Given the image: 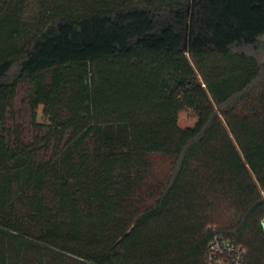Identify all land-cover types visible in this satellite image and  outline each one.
<instances>
[{
  "label": "trees",
  "instance_id": "obj_1",
  "mask_svg": "<svg viewBox=\"0 0 264 264\" xmlns=\"http://www.w3.org/2000/svg\"><path fill=\"white\" fill-rule=\"evenodd\" d=\"M263 35L264 0H0V264H264Z\"/></svg>",
  "mask_w": 264,
  "mask_h": 264
},
{
  "label": "built area",
  "instance_id": "obj_2",
  "mask_svg": "<svg viewBox=\"0 0 264 264\" xmlns=\"http://www.w3.org/2000/svg\"><path fill=\"white\" fill-rule=\"evenodd\" d=\"M246 248L226 235L214 232L206 253L208 264H245Z\"/></svg>",
  "mask_w": 264,
  "mask_h": 264
},
{
  "label": "rangeland",
  "instance_id": "obj_3",
  "mask_svg": "<svg viewBox=\"0 0 264 264\" xmlns=\"http://www.w3.org/2000/svg\"><path fill=\"white\" fill-rule=\"evenodd\" d=\"M33 13H35L34 9H30L28 15H32ZM253 52H255L259 58V60L261 61V63L264 64V35L260 38V45L257 49H253ZM16 108L18 109L19 112V121L21 123H24L25 125L28 124V122L30 121V115L29 112L26 111V108L24 105L21 104V102L18 100L17 104H16ZM197 122V116L196 114L191 110V109H184L183 111L180 112L179 115V125L181 127H192L196 124ZM155 169L158 171H166L168 169V162L165 161L163 158L161 157H156L155 158ZM19 236V235H18ZM12 238H4V239H0V246H4L5 243L9 244L11 247L14 244V246L16 243L13 240H9ZM14 239V238H13ZM16 239H21V238H16ZM23 239V238H22ZM26 239V238H25ZM32 240V239H30ZM33 241V240H32ZM8 246V245H7ZM13 246V247H14ZM17 248H15L16 250ZM29 254H30V258L35 257L36 251H33L31 249H29ZM48 255V254H46ZM49 257V256H48Z\"/></svg>",
  "mask_w": 264,
  "mask_h": 264
},
{
  "label": "water",
  "instance_id": "obj_4",
  "mask_svg": "<svg viewBox=\"0 0 264 264\" xmlns=\"http://www.w3.org/2000/svg\"><path fill=\"white\" fill-rule=\"evenodd\" d=\"M262 228H263V232H264V220L262 221Z\"/></svg>",
  "mask_w": 264,
  "mask_h": 264
}]
</instances>
